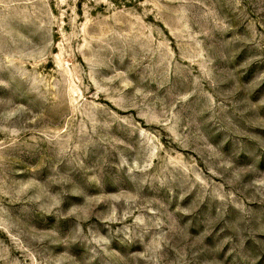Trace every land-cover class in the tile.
Returning a JSON list of instances; mask_svg holds the SVG:
<instances>
[{
    "label": "rangeland",
    "instance_id": "obj_1",
    "mask_svg": "<svg viewBox=\"0 0 264 264\" xmlns=\"http://www.w3.org/2000/svg\"><path fill=\"white\" fill-rule=\"evenodd\" d=\"M0 264H264V0H0Z\"/></svg>",
    "mask_w": 264,
    "mask_h": 264
}]
</instances>
